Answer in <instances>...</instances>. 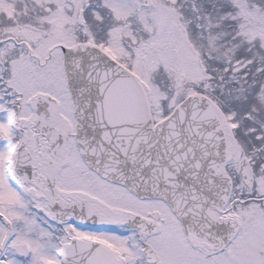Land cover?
I'll list each match as a JSON object with an SVG mask.
<instances>
[{
    "label": "snow or ice",
    "instance_id": "snow-or-ice-1",
    "mask_svg": "<svg viewBox=\"0 0 264 264\" xmlns=\"http://www.w3.org/2000/svg\"><path fill=\"white\" fill-rule=\"evenodd\" d=\"M0 264H264V0H0Z\"/></svg>",
    "mask_w": 264,
    "mask_h": 264
}]
</instances>
